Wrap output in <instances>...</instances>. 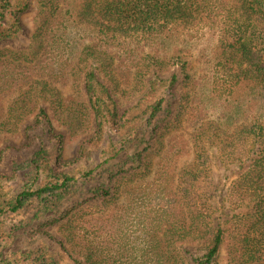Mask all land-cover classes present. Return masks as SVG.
Segmentation results:
<instances>
[{
	"label": "rangeland",
	"instance_id": "rangeland-1",
	"mask_svg": "<svg viewBox=\"0 0 264 264\" xmlns=\"http://www.w3.org/2000/svg\"><path fill=\"white\" fill-rule=\"evenodd\" d=\"M29 3V10L19 15L18 32L13 38L0 41V192L8 199L17 197L30 178L24 174L13 178L14 165L25 163L41 147L51 149L55 153L53 176L68 175L81 184L83 176L93 171L86 185L80 187L76 200L91 197L97 185L110 186L115 198L96 205L95 215L103 219L104 225L110 217L116 218L112 230L126 228L131 235L128 241L131 253L125 255L143 260L147 258L151 238L144 213L155 209L156 203L180 199L181 180L194 169L196 144H201L206 148L213 181L209 202L214 219L226 220L231 211L225 199L238 168L234 163L224 162L218 144L233 136L240 122L229 123L221 112L223 107L210 97L217 31L210 25H199L187 35L161 42L159 48L131 44L128 53L108 51L105 64L100 65L95 60L104 50L98 46L93 30L96 17H87L81 24L73 23L74 6L81 8L77 0H29ZM56 18L58 23L46 25L45 22ZM0 23L9 26L7 22ZM147 55L159 57L163 65L155 62L149 65ZM174 57L187 62L185 72L178 66L181 64H173ZM94 67L102 70H95V74L108 89L117 114L115 126L107 125L104 133L99 130L85 96V75ZM173 75L177 82L168 91L172 95L171 113L154 132L146 121L145 94L153 80L169 81ZM132 134L135 140L131 139ZM114 148L125 150L111 160L109 151ZM139 151L144 159L138 169L109 178L113 166L119 165L120 170L125 160L126 167L134 165L131 155ZM42 178L45 180L46 174ZM27 215L3 219L4 227L25 220L21 229L0 244L4 258L44 245L58 264H86L83 255L88 247L83 241L76 237L67 240L70 233L60 227L62 222L48 224L63 212H50L32 224L26 222ZM135 221L140 222L139 227L133 224ZM162 230L158 231V241L164 235ZM187 238L183 252L188 258L205 254L203 245L192 243L190 236ZM99 245L106 246L101 240ZM136 249L140 251L134 252ZM114 255L118 258L123 254Z\"/></svg>",
	"mask_w": 264,
	"mask_h": 264
},
{
	"label": "trees",
	"instance_id": "trees-1",
	"mask_svg": "<svg viewBox=\"0 0 264 264\" xmlns=\"http://www.w3.org/2000/svg\"><path fill=\"white\" fill-rule=\"evenodd\" d=\"M77 3L81 8L74 6L73 23L81 24L87 17H96L93 30L98 46L104 50L95 60L100 65L105 64L108 51L126 52L131 44L159 48L161 42L187 35L199 25H210L217 31L219 40L210 97L223 107L221 112L229 123L240 122L234 135L218 144L224 162L234 163L238 168L225 199L231 214L226 220L215 222L209 202L213 181L209 176L206 148L196 144V165L181 180L180 199L156 203L155 209L144 213L151 231L147 258L130 259L127 256L131 253L129 231L112 230L116 218L110 217L104 225L103 219L95 215L96 205L110 203L115 198L110 186L97 185L91 197L76 200L80 187L86 185L93 171L83 176L81 184L68 175L53 176L55 153L41 147L25 163L14 165L13 178L20 174L30 178L25 189L14 199L0 192V244L25 224L24 220L4 227L6 217L27 213L26 222L32 224L50 212H63L48 224L62 222L60 227L70 233L67 240L76 237L83 241L88 247L83 255L86 264H219L221 261L223 264H264V0H77ZM29 7V0H0V22L9 24L0 23V41L14 37L19 30V15ZM45 23L51 26L58 19ZM175 58H172L173 64H181L178 66L185 72L187 62ZM146 59L150 60L149 65L153 62L163 65L159 57L147 55ZM95 70L102 72L94 67L85 75V96L99 130L104 133L107 125L115 126L117 114L111 95L98 81ZM176 82V75L169 81L153 80L145 94L146 121L154 132L171 113L172 95L168 91ZM58 138L60 143L61 136ZM131 139H136L135 134ZM122 150L125 149L110 150L111 160L117 159ZM131 156L134 165L126 167L125 160L120 170L119 165L113 166L109 178L138 169L144 159L142 152ZM133 224L138 226L140 222ZM160 229L164 235L158 241ZM188 236L192 243L204 246L205 254L191 259L184 254L183 242ZM100 240L105 242V247L99 245ZM134 242H138V236ZM115 253L123 255L116 258ZM0 263L58 264L44 245L12 254L7 259L0 252Z\"/></svg>",
	"mask_w": 264,
	"mask_h": 264
}]
</instances>
